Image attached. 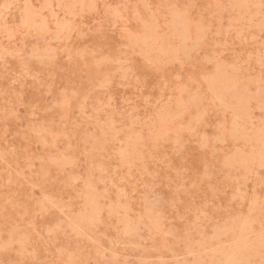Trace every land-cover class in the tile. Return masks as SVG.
Masks as SVG:
<instances>
[{
    "label": "rangeland",
    "instance_id": "obj_1",
    "mask_svg": "<svg viewBox=\"0 0 264 264\" xmlns=\"http://www.w3.org/2000/svg\"><path fill=\"white\" fill-rule=\"evenodd\" d=\"M0 264H264V0H0Z\"/></svg>",
    "mask_w": 264,
    "mask_h": 264
}]
</instances>
